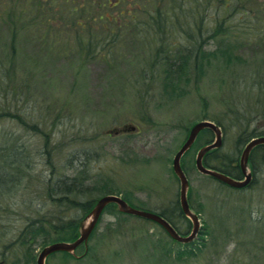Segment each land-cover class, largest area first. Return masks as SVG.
<instances>
[{"label": "rangeland", "instance_id": "rangeland-1", "mask_svg": "<svg viewBox=\"0 0 264 264\" xmlns=\"http://www.w3.org/2000/svg\"><path fill=\"white\" fill-rule=\"evenodd\" d=\"M157 1L136 0L123 13L110 7L108 13L120 21L125 17L129 26L115 58L106 59L81 54L80 34L68 26L77 18L71 4L59 1L53 12L46 7L31 12L34 1L24 5L16 0L24 11L18 15L9 14L11 0H0V64L8 70L10 88L16 89L7 100L0 97V105L5 102L11 111L0 117V146L26 149L25 165L13 168L20 171V182L9 192L0 188V264H37L46 245L62 235H77L80 219L109 193L124 196L135 208L167 213L187 233L189 221L178 214L180 182L172 162L191 127L205 119L223 121V146L209 154L210 162L219 165L240 160L250 133L264 134V41L255 40V34L264 36V18L253 31L236 35L241 43L233 36L245 31L239 13L225 14L226 36L213 40L208 36L216 32H205L204 53L193 50L177 80L167 73L165 61L154 59L159 32L139 23H153L157 14L166 22L180 17L187 23L183 12L190 10L173 0H160L153 9L149 4ZM94 9L86 6L85 15L101 26ZM218 15L217 7L206 8L205 24L218 23ZM105 25L111 26L107 20ZM169 50L173 56L175 47ZM231 105L246 112L244 124L229 123ZM126 122H134L139 132L106 135L105 130ZM213 138L211 131L201 132L182 160L189 199L202 223L192 244L181 245L158 223L111 204L87 245L76 251L81 257L57 252L47 264H264L262 152L253 153L259 166L253 184L234 189L196 169L199 148ZM66 179L81 188L62 194ZM191 248L202 251L176 258Z\"/></svg>", "mask_w": 264, "mask_h": 264}, {"label": "trees", "instance_id": "trees-1", "mask_svg": "<svg viewBox=\"0 0 264 264\" xmlns=\"http://www.w3.org/2000/svg\"><path fill=\"white\" fill-rule=\"evenodd\" d=\"M180 2V5L186 7L189 12H183L186 16H189L188 22L185 23L184 21H180V17L172 18L165 21V18L162 15H155L153 23H139L140 25H150L151 29L150 32L157 30L159 34H156V39L161 40L160 45H156L154 50V59L157 62L165 61V64H168V72L170 76H174L175 79H180L181 75L186 72L187 64L189 63V59L193 56L194 52L197 50L198 54L204 53L203 51V40L206 39L205 32L211 30L215 31L216 34L212 37L208 36V39H216V36L222 37L223 35L226 36L227 25L229 24L228 21L226 22L225 14H236L239 13V20L240 24H242L241 30H245L244 32H235L233 35L234 38L238 41L242 39L236 38V35H242L246 31L254 30V27L263 20L264 18V0H173V5H177ZM160 0L157 1L156 4L151 2L149 5L153 4V9H157ZM214 4V5H213ZM217 7L219 11V22L214 23L211 27L205 24L206 22V8L209 7ZM223 12V13H221ZM230 12V13H229ZM86 10L74 8L71 14H76V24L73 25L72 23H68L70 27H74L77 29V33L80 36H77V46L82 50L81 54L85 55L88 58L93 56L102 57L106 59H114L115 54L117 52V47L119 46L121 36L129 26L127 22H125V17H120V20L114 18V14L100 15L99 18L102 20L100 22L101 26H94L90 22L87 15H85ZM147 14V13H146ZM151 16L154 15L152 10L148 12ZM105 16V17H104ZM113 18H112V17ZM82 17L81 21L80 18ZM105 20H107L108 25L111 26L107 27L105 25ZM160 20H163L160 22ZM139 24H134L137 31L142 30ZM218 25V26H215ZM239 26V24H235V28ZM104 28V30H103ZM87 34H84L86 31ZM83 31H85L83 33ZM102 32V34H100ZM264 35V32L262 33ZM257 37L255 40L264 41V36H260L255 34ZM247 36L245 37V42H248ZM168 46H174L175 51L174 55L172 56L171 50L168 51ZM5 64H0V97H3L4 101L7 100L10 93H14L16 89L10 88V80L8 79V70L4 68ZM7 80V81H6ZM9 81V82H8ZM15 88V86H14ZM231 110L228 113H231L232 116L230 118V124L232 126H239L244 124L245 113L240 112V106L231 105ZM11 111L9 110V105L5 102L0 105V117L9 116ZM215 121L220 124L223 128V121L215 119ZM256 135L250 133L247 137L243 139V142L253 138ZM25 150L23 147H18L14 145L13 147H9L7 144L0 146V188L1 189H8V192L11 190L13 186H17L20 182V171H15L13 168H22L25 165ZM261 151L262 158L261 164L263 165L264 159V145L258 146L254 152ZM253 160V168L255 170L258 169V164L256 162V158ZM233 162V160H232ZM226 165H218L216 168L226 172L232 176L239 177L241 176V171L239 165L235 168L232 164H228L224 162ZM238 168V169H237ZM187 171V170H186ZM66 184L62 186L60 191L64 195H68L75 187L78 189L81 188V184L76 183L74 180L71 181L66 179ZM71 182V183H70ZM8 187V188H7ZM78 203V202H76ZM69 204H73L72 201ZM163 216H165L163 214ZM166 217V216H165ZM172 223V222H171ZM178 230L179 227L175 223H172ZM69 225H74L73 221L69 222ZM45 236H48L46 233ZM211 236L213 234L211 233ZM76 238L77 235L72 233V236L66 237L62 235V238L58 240H67L69 238ZM73 240V239H72ZM206 247V246H205ZM193 249V248H191ZM200 250H190L189 252H182L179 251L176 258H179L181 261L187 258L196 257L198 253H201Z\"/></svg>", "mask_w": 264, "mask_h": 264}, {"label": "water", "instance_id": "water-1", "mask_svg": "<svg viewBox=\"0 0 264 264\" xmlns=\"http://www.w3.org/2000/svg\"><path fill=\"white\" fill-rule=\"evenodd\" d=\"M209 128L213 130L216 134V139L212 144H208L204 146L198 153V157L196 160V166L199 171H201L204 174L212 175L213 177L219 179L220 181L230 185L231 187L235 188H243L247 185H249L253 179V173L248 170V162L251 155L252 150L260 145L264 144V136L256 137L252 139L244 148L241 159H240V165L242 168V171L245 175V179H238L235 177H232L230 175H227L225 173H222L220 171L208 168L203 163V157L204 155L211 149L216 147H221L223 143V132L219 125L215 124L214 122L210 120H203L196 123L189 134L188 139L183 144L181 149L177 152L176 156L174 157L173 161V169L176 173L177 177L180 180L181 184V191H180V198H181V205L183 208V211L186 216L190 217L192 221V232L189 235H183L177 231V229L164 217L161 215L146 211L138 208L132 207L127 201L122 199L121 197L117 195H105L101 197L95 206L92 208V210L80 221L79 223V237L74 241H60L52 243L48 246H46L38 256V264H46L47 257L56 252V251H65L68 253H71L73 255H76L75 251L77 247H79L83 243H87L89 240L90 235L92 234L93 230L95 229L99 218L103 212V210L106 208L107 205L110 203H116L118 205V209L122 212L142 216L151 220H154L161 224L165 230L169 233V235L180 242H191L198 234L201 226V222L199 219L198 214H196L190 207L189 201H188V191L190 187L189 179L187 175L185 174V171L183 167L181 166V158L184 155L186 151L190 149V147L195 142L198 134L203 130ZM132 129H134L132 127Z\"/></svg>", "mask_w": 264, "mask_h": 264}, {"label": "flooded vegetation", "instance_id": "flooded-vegetation-1", "mask_svg": "<svg viewBox=\"0 0 264 264\" xmlns=\"http://www.w3.org/2000/svg\"><path fill=\"white\" fill-rule=\"evenodd\" d=\"M31 1H34L30 5L31 7H34L33 10H31V12L35 11L37 9H40V8H45V7L48 10H51L53 12L56 9V7L58 6L59 1H64L66 4H71L70 9H74V8L78 9L79 8V9L85 10L86 6H90V7L95 8L94 10L99 15L107 14L110 7H118L117 13H123L124 11H126V8L131 5V3H134L133 5H136V0H22V3L24 5H27ZM16 4H17L16 0H14V1L11 0V10L10 11L13 13H15L16 9L18 8V6ZM138 8L139 9L141 8L140 5L138 6ZM21 10L23 11L22 8H21ZM120 128L121 127H115L114 130L118 131ZM209 158H210V155H207L205 157V160H204L205 164H207V165H211V162H210L211 159L209 160ZM255 174H256V172H255ZM160 213L162 215L164 214L170 221H173L172 218L167 213L166 214L162 213V212H160ZM79 257H81V256H79Z\"/></svg>", "mask_w": 264, "mask_h": 264}]
</instances>
